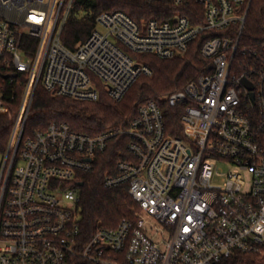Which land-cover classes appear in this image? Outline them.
Masks as SVG:
<instances>
[{
  "label": "built area",
  "instance_id": "obj_1",
  "mask_svg": "<svg viewBox=\"0 0 264 264\" xmlns=\"http://www.w3.org/2000/svg\"><path fill=\"white\" fill-rule=\"evenodd\" d=\"M76 0H0V115L12 131L0 170V264H231L264 256V49L241 45L253 0H144L157 15L102 10L86 39H62ZM90 1V0H89ZM206 35L211 72L139 106L127 128L98 134L67 122L27 133L36 90L122 100L153 69L134 53L172 58ZM249 53L250 58H234ZM244 79L253 84L250 89ZM164 103L182 135L168 130ZM126 158L102 177L127 186L133 217L80 241L79 193L110 141Z\"/></svg>",
  "mask_w": 264,
  "mask_h": 264
},
{
  "label": "trees",
  "instance_id": "obj_2",
  "mask_svg": "<svg viewBox=\"0 0 264 264\" xmlns=\"http://www.w3.org/2000/svg\"><path fill=\"white\" fill-rule=\"evenodd\" d=\"M162 5L148 4L144 0H76L75 8L62 33L63 42L74 47L86 39L95 24V17L102 10L122 9L136 19L157 15ZM206 35L193 40L188 50L172 58L153 54L134 53L136 59L153 69V74L142 75L131 86L125 97L114 101L104 91L99 101H82L68 96L54 95L43 87L36 90L31 115L26 125L27 133L43 130L52 122H67L79 132L98 134L109 129L127 128L137 115L139 106L147 100L162 101L165 95L183 88L200 75L211 72V61L201 54ZM241 45L249 51L264 49V0H253L241 36ZM234 58H250L249 53L237 52ZM168 130L182 135L178 111L166 103ZM12 122L7 115H0V153L8 147ZM125 135L116 136L109 147L98 156L96 169L84 174L76 184L79 193L80 241L87 242L99 226L114 227L124 217H133L134 200L127 196V186L107 189L102 184L106 170L114 169L116 162L126 158ZM231 264H264V256L237 252ZM70 264H94L75 256Z\"/></svg>",
  "mask_w": 264,
  "mask_h": 264
},
{
  "label": "rangeland",
  "instance_id": "obj_3",
  "mask_svg": "<svg viewBox=\"0 0 264 264\" xmlns=\"http://www.w3.org/2000/svg\"><path fill=\"white\" fill-rule=\"evenodd\" d=\"M3 162H4V155L0 153V170H1Z\"/></svg>",
  "mask_w": 264,
  "mask_h": 264
},
{
  "label": "water",
  "instance_id": "obj_4",
  "mask_svg": "<svg viewBox=\"0 0 264 264\" xmlns=\"http://www.w3.org/2000/svg\"><path fill=\"white\" fill-rule=\"evenodd\" d=\"M244 83L250 88L253 89V84H251L250 82H248L246 79L243 80Z\"/></svg>",
  "mask_w": 264,
  "mask_h": 264
}]
</instances>
